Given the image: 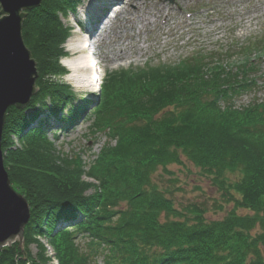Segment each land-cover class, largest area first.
Wrapping results in <instances>:
<instances>
[{"label":"trees","instance_id":"obj_1","mask_svg":"<svg viewBox=\"0 0 264 264\" xmlns=\"http://www.w3.org/2000/svg\"><path fill=\"white\" fill-rule=\"evenodd\" d=\"M78 1L43 0L23 23L38 91L25 109L7 110L2 150L31 217L24 248H2L0 264H50L45 250L39 257L30 252L38 236L51 243L59 264H98L101 256L104 264H264V99L234 104L264 89V36L176 65L106 74L86 119L93 117L89 135L110 130L116 141L86 162L57 150L51 137L79 122L89 99L76 102L69 85L44 79L63 72L69 31L60 15L74 13ZM179 151L233 204L224 218L208 220L196 203L177 208L153 182L159 166L170 173L169 163L181 164Z\"/></svg>","mask_w":264,"mask_h":264},{"label":"rangeland","instance_id":"obj_2","mask_svg":"<svg viewBox=\"0 0 264 264\" xmlns=\"http://www.w3.org/2000/svg\"><path fill=\"white\" fill-rule=\"evenodd\" d=\"M136 1L79 0L74 13L60 15L62 24L69 31L63 44L65 55L59 61L63 72L45 74L44 79L59 85H69L76 95V102L82 98L89 99V105L79 122L67 132H56L55 137H51L55 148L65 154L77 152L89 162L96 158L105 143L115 144L116 141L114 136L108 135L110 130L89 135L93 117L91 120L86 118L97 105L99 82L97 77L96 86H80L68 77L70 70L65 60L76 55L68 45L72 39L84 41L89 40L93 34L99 36L100 40L95 46L98 62H95L101 69L94 71V75L99 76L103 83L106 74L112 71H137L157 65H176L198 53L204 55L215 53L218 49L224 52L236 50L238 45L251 44L264 36V0H174V3L166 0ZM100 4L102 6L95 9V5ZM86 52L82 48V53ZM233 57L235 61L240 56L237 54ZM258 62V70L263 71L264 55ZM254 99H264V89L246 92L237 97L234 104L243 107ZM178 154L181 164L169 163L167 169L170 173L159 166L151 176L153 182L170 192L169 197L174 200L177 208L196 203L206 210L208 220L224 218L230 213L233 204L227 201L211 184L210 178L185 153L179 151ZM228 177L232 181L237 180L235 175ZM81 179L98 184L96 179L87 175ZM238 213L247 212L239 209ZM255 229L254 234H258L260 229ZM36 239L38 241L30 245L32 255L39 257L43 249L51 260L50 264L58 263L51 243L43 237L38 236ZM103 262V256L99 257L98 264Z\"/></svg>","mask_w":264,"mask_h":264},{"label":"water","instance_id":"obj_3","mask_svg":"<svg viewBox=\"0 0 264 264\" xmlns=\"http://www.w3.org/2000/svg\"><path fill=\"white\" fill-rule=\"evenodd\" d=\"M42 1L0 0V250L15 242L24 248L25 226L31 217L27 199L13 188L5 168L2 138L7 110L25 109L38 91L37 62L25 44L23 23Z\"/></svg>","mask_w":264,"mask_h":264},{"label":"bare ground","instance_id":"obj_4","mask_svg":"<svg viewBox=\"0 0 264 264\" xmlns=\"http://www.w3.org/2000/svg\"><path fill=\"white\" fill-rule=\"evenodd\" d=\"M136 2H138V0ZM99 6H102V4L95 5V9L98 8ZM114 14L115 13H113L112 17L114 16ZM109 21L111 22V20ZM93 37L95 38L94 46L97 47L96 43L99 42L100 40L99 36L93 34ZM91 43H92L91 39L90 40L85 39L84 41L82 39H79V40L72 39V41L68 43L69 48L76 53L75 56L67 57L65 60L66 66L70 70V74L68 77L75 84L80 85V86L88 87V85L92 84L94 80L92 73H93V67H96V65H94L93 63L94 58L91 57L89 54H87V52L92 47ZM82 48H85L87 50L86 54L82 53ZM95 70L96 71L98 70L97 67L95 68ZM96 77L99 78V76H96Z\"/></svg>","mask_w":264,"mask_h":264}]
</instances>
